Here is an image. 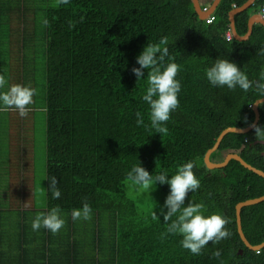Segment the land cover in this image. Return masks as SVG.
<instances>
[{"label":"trees","instance_id":"obj_1","mask_svg":"<svg viewBox=\"0 0 264 264\" xmlns=\"http://www.w3.org/2000/svg\"><path fill=\"white\" fill-rule=\"evenodd\" d=\"M205 1L211 0H199ZM244 1L219 0L213 19L206 22L198 17L192 0H46L39 4L0 0V75L7 85L24 84L33 77V107H27L39 109L45 120L46 158L42 208L25 201L17 208L25 219L15 222L13 232H0V264H264V245L250 249L243 243L234 209L236 202L264 194V177L234 158L214 168L203 160L224 127L253 121L252 103L264 95L255 87L211 85L205 76V69L222 57L235 61L250 79H259L264 68V26L254 23L244 40L224 35L229 10ZM262 3L254 0L235 12L239 34L246 31L249 15ZM33 4L42 8V26L33 31L41 34L44 44L39 55L31 58L21 51L27 45H16L11 52L10 40L33 42L26 21L25 33L13 31L11 23L14 18H28V6ZM161 38L180 65L181 89L176 109L164 122L167 131L160 134L135 122L136 111L148 122V105L141 99L147 77L136 81L131 69L143 45L160 43ZM35 57L43 60L41 66L34 67ZM258 110L256 124L264 125V101ZM2 115L12 121L1 122ZM18 115L15 108L0 107L1 137L7 124L14 129ZM27 135L25 131V139ZM260 139L264 138L255 136L254 127L244 133L227 132L210 158L235 151L264 170ZM189 159L194 161L200 185L186 194L185 202L201 203L205 215L222 213L230 232L206 243L198 254L181 246V234L166 232L170 221L162 216L153 219L152 211L159 214L160 204L150 203L148 208L124 187L134 163L140 161L153 174L161 168L172 174ZM53 175L61 190L56 198L48 189L47 178ZM156 185L169 190L167 183ZM84 200L91 206L89 217L73 220L72 209ZM53 206L59 207L65 224L55 233L43 226L32 229L36 214ZM240 215L248 241H263L264 199L244 205ZM8 240L9 248H4ZM215 249L220 250L219 256L213 255Z\"/></svg>","mask_w":264,"mask_h":264},{"label":"clouds","instance_id":"obj_2","mask_svg":"<svg viewBox=\"0 0 264 264\" xmlns=\"http://www.w3.org/2000/svg\"><path fill=\"white\" fill-rule=\"evenodd\" d=\"M164 41L165 38H161L160 43L147 42L144 44L135 57L137 64L131 69L136 76V81L145 75L147 77L141 99L148 105V122L145 123L140 111L135 112V122L137 125H144L160 134L167 131L164 122L176 109L179 103L178 93L181 89V81L177 78L180 65L172 57ZM258 75L259 79H250L235 61L222 57L216 58L205 69V76L211 85H226L229 89L239 87L243 90L255 87L257 91L264 92V68ZM5 83V77L0 75V88H3ZM35 91L34 87L27 84H11L6 89L0 90V107L15 108L20 116H25L29 111L27 106L33 102ZM253 127L255 136L264 138V125L255 124ZM193 168L194 161L189 159L178 164L172 174L164 168L153 174V171L150 172L139 161L130 167L126 175L131 186L137 191L143 190L147 193L155 188L157 182L167 183L169 190L160 206L159 214L157 211H152L153 219L162 216L164 221H170L166 232L181 234V246L198 254L206 243L219 241L230 235V232L224 227L228 218L222 213L212 212L205 215L201 211L203 207L201 203L190 199L185 202L186 194L189 191H195L200 185V180ZM47 179L52 197H59L61 190L57 186L56 176L53 175ZM90 212L91 206L84 200L80 207L72 209L71 216L73 220L87 219ZM174 215L175 218L172 219ZM63 224L64 218L60 214L59 207L53 206L46 213H37L32 219L31 227L36 230L43 226L55 233ZM213 255L219 256L220 250L215 249Z\"/></svg>","mask_w":264,"mask_h":264},{"label":"rangeland","instance_id":"obj_3","mask_svg":"<svg viewBox=\"0 0 264 264\" xmlns=\"http://www.w3.org/2000/svg\"><path fill=\"white\" fill-rule=\"evenodd\" d=\"M35 3H45L46 0H34ZM49 1V0H48ZM29 5V4H28ZM37 6V7H36ZM21 7V6H20ZM30 9L27 11L30 15L25 20L20 19H12V30L17 32H23L25 33V21L27 22V32L30 34L32 33L34 39L33 42L28 43V41L23 40H10V50L13 52L14 48L16 49V45L23 46L21 51L24 53H28L31 58L32 56H38L39 52L42 50V46L44 43H42V36L38 32H34L33 30L36 29V26H42L43 18L41 12L42 8L38 7V5L33 4L32 6H28ZM21 9V8H20ZM25 10V9H24ZM26 11V10H25ZM34 12H37L38 15H34ZM31 46V47H29ZM20 51V52H21ZM38 57H35L33 59L34 67L41 66L43 63L42 59H36ZM32 66V65H31ZM33 77L30 75L26 82L24 84L33 86ZM10 83L13 82V80L9 81ZM8 81L6 82L5 89L9 86ZM13 84V83H12ZM11 85V84H10ZM35 95V94H34ZM31 107L32 104L30 105ZM16 112V111H15ZM28 115L25 118V125L27 126L25 131H27V137L30 135L28 139H25V162L20 161V158H22L19 151H17V158L13 160L12 162V168L20 169L21 175L13 179L6 178L4 172L0 173V191L5 190V193L7 194L5 199V202L10 204L8 197L11 198H17L23 199L26 203H31L32 205L30 207H35L37 210H40L42 208L43 200H44V190H45V141H44V123L42 120V115L38 113H42L37 108L29 109L27 112ZM34 116V118H32ZM32 118V119H31ZM31 127V128H30ZM24 145V144H23ZM11 153H15L13 150V147H10ZM2 156L8 157V153H0ZM224 156H220L219 158L216 157L214 160H220ZM29 158V159H28ZM1 169V168H0ZM124 187L126 189V192L132 196L135 200L140 202L142 205H148L151 203H157L162 205L165 195L167 194L168 190H161L157 185L155 188H153L150 193H147L143 190L137 191L133 186H131V183L129 180H126L124 182ZM27 206V204H26ZM28 207V206H27ZM7 212H4L1 219H4ZM64 218V217H63ZM67 220L64 218V221ZM83 219H79V221H82ZM65 224V223H64ZM63 224V225H64ZM14 227V226H13ZM10 227L7 226V229ZM10 229V232H13V230ZM4 231V230H3ZM2 232V230H1ZM9 233V231H8ZM6 235V232L4 233ZM11 242H9L10 244ZM14 244V243H13ZM11 247H14L11 246Z\"/></svg>","mask_w":264,"mask_h":264},{"label":"water","instance_id":"obj_4","mask_svg":"<svg viewBox=\"0 0 264 264\" xmlns=\"http://www.w3.org/2000/svg\"><path fill=\"white\" fill-rule=\"evenodd\" d=\"M254 0H245L242 4L238 5V6H234L233 8H231L229 10V20H230V26H231V31L234 35V37L238 38V39H242V38H246L250 32H251V28H252V23L253 22H259L264 26V18L258 13L255 12L253 14H251L248 17L247 20V30L243 35H240L236 29H235V25H234V14L235 12L239 11V10H243L245 8H247ZM219 2V0H211V3L209 4V8L207 10H202L200 8V3L199 0H192V4L193 7L198 15L199 18H204L209 12L213 11L217 5V3ZM264 101V95L257 98L253 103H252V109L254 111V118L253 121L247 125L244 126H226L224 127L217 135L215 142L213 143V145L211 147H209L203 156V160L205 165L208 168H214V167H222L224 166L231 158L237 159L240 161V163L242 165H244L245 167H247L248 169L256 172L257 174L261 175L264 177V170L250 164L249 162H247L245 159H243L240 154L238 152L235 151H229L227 152L224 157L220 160H212L210 158V154L213 150H215L222 137L227 133V132H239V133H244L249 131L253 125L256 124L258 118H259V110H258V104ZM260 142L264 143V139H260ZM262 154H264V150L262 151ZM264 199V194L259 195V196H255V197H251V198H246L244 200H240L238 202L235 203L234 209H235V220H236V227H237V232L241 238V240L243 241V243L250 249H258L261 246L264 245V240L257 243V244H252L248 241V239L245 237L242 227H241V208L244 205H248V204H252L255 202H258L260 200ZM239 252H241V249H239Z\"/></svg>","mask_w":264,"mask_h":264},{"label":"crops","instance_id":"obj_5","mask_svg":"<svg viewBox=\"0 0 264 264\" xmlns=\"http://www.w3.org/2000/svg\"><path fill=\"white\" fill-rule=\"evenodd\" d=\"M205 3L210 4L211 1H205L204 3H200V5L203 6V5H205ZM234 6H236V5H233V7ZM207 7L209 8V5H207ZM214 10L209 12L206 16H208L209 14L213 15ZM258 10H259V7H258L257 11H254L251 14H253L255 12H258ZM228 19H229V12H228ZM206 22H210V21H206ZM254 23H259V22H253L252 26H253ZM234 25H235V20H234ZM228 26L229 27L225 31V33L227 31H229L230 34H231L230 38H233L234 35H233L232 31H231L230 20H229ZM235 29H236V27H235ZM251 31H252V28H251ZM244 33H242L240 35H243ZM249 35L246 38H242V39H238L236 37H234V38L237 39V40H244V39H247L249 37ZM225 37H226V35H225ZM1 117H2V119H1L2 121L1 122L12 121L10 116H8V115H2ZM25 118H26V116H20V115L15 117L14 120H16L18 123L14 125L15 126L14 129H12L11 126L9 128V124H7L8 125V129H5L7 131L6 134L3 137L0 136V153H8V157L0 155V168H1L0 169V173L4 172V174L6 175L5 177L8 178V179H12L13 177L15 178L16 175H18V177L21 175V173L19 171L20 169H18L19 167H17L16 169L11 167L13 160L17 158V151H19L21 156H22V158H20V161H24L25 162V155L24 154H25L26 146H25V136L24 135H25V129L27 127L24 124L25 123ZM10 147H13V150L15 151V153H11ZM6 195L7 194L5 193V190L0 191V232L2 230V234H4L5 232L7 234L8 231H10V229H12L11 227L14 226L15 222L16 223L17 222H23L24 219H25V215L21 214V211L17 210V208L19 206L23 207L25 205L24 200L23 199H19L18 200L17 198L8 197V200L10 202V204H8V203L5 202V199H7ZM4 212H7V214L4 215L5 216L4 219H1V217H2ZM7 226H9L10 228L7 229ZM4 248H9V240L6 243V245L4 244ZM18 252L19 251H17V253Z\"/></svg>","mask_w":264,"mask_h":264},{"label":"built area","instance_id":"obj_6","mask_svg":"<svg viewBox=\"0 0 264 264\" xmlns=\"http://www.w3.org/2000/svg\"><path fill=\"white\" fill-rule=\"evenodd\" d=\"M206 4H207V3H205V5H203V6L201 7L203 10H206V9L208 8ZM258 12H259L260 15L264 18V0H263V3L259 6V10H258ZM212 18H213V15H212V14H209L208 16L205 17V20H206V21H211ZM225 35H226L227 38H230V36H231V34H230L229 31H227V32L225 33Z\"/></svg>","mask_w":264,"mask_h":264}]
</instances>
